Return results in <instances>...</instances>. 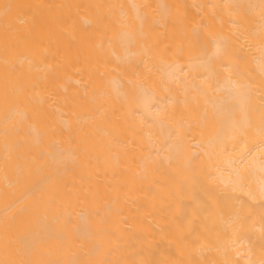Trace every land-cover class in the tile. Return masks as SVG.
<instances>
[{
	"label": "bare ground",
	"instance_id": "obj_1",
	"mask_svg": "<svg viewBox=\"0 0 264 264\" xmlns=\"http://www.w3.org/2000/svg\"><path fill=\"white\" fill-rule=\"evenodd\" d=\"M0 264H264V0H0Z\"/></svg>",
	"mask_w": 264,
	"mask_h": 264
},
{
	"label": "rangeland",
	"instance_id": "obj_2",
	"mask_svg": "<svg viewBox=\"0 0 264 264\" xmlns=\"http://www.w3.org/2000/svg\"><path fill=\"white\" fill-rule=\"evenodd\" d=\"M147 10H145V11H143L142 10V12H144V14H143V17H144V19H142V22H144L143 24V26H141V27H146L145 29H150V30H152V29H154V28H156L157 29V25H156V21L153 19L154 18V11H156V10H154L153 11V13H151L150 12V10L148 11V8H146ZM172 10V9H171ZM145 12L147 13V14H145ZM173 12L174 13H176L175 12V9H173V11L170 13L171 15H169L168 16V18H166V19H163V20H165V21H163V25H164V22L165 23H167V21H169V23L171 24H167V25H165V26H163V25H161V26H163V27H165V28H167V29H170V31H171V29H172V26H173V28H174V26H175V29H173V32H174V30H175V32L176 31H178L179 30V28H177V25H180L181 24V28L180 29H184V30H188V29H186L185 27L187 26V22L189 21H186V22H184V19L183 18H180L181 16L180 15H178V16H175L174 14H173ZM158 13V12H157ZM159 14H157V16H158ZM176 15H177V13H176ZM150 16H153V17H150ZM156 16V15H155ZM175 16V17H174ZM178 17H179V19H178ZM156 18H158V17H156ZM159 18H160V16H159ZM159 18H158V20H159ZM148 20L149 19V22H151V21H153V26H154V28H152V26H151V28H150V25H147L146 23L148 22V21H146V20ZM151 19H153V20H151ZM171 19V20H170ZM189 19H191V18H189ZM144 20V21H143ZM157 20V19H156ZM192 20H193V18H192ZM137 21V20H136ZM190 22V21H189ZM189 22H188V24H189ZM155 23V24H154ZM160 23V22H159ZM191 23H194V21H192ZM190 23V24H191ZM186 24V25H185ZM138 25V24H137ZM151 25H152V23H151ZM184 25V26H183ZM166 26H170V28H168V27H166ZM183 26V27H182ZM191 26V25H190ZM192 26H193V24H192ZM188 27V26H187ZM164 28V29H165ZM163 29V28H162ZM172 32V33H173ZM167 55H172V57H173V55H174V53L172 52V53H170V54H167ZM168 57V56H167ZM170 58V57H169Z\"/></svg>",
	"mask_w": 264,
	"mask_h": 264
}]
</instances>
